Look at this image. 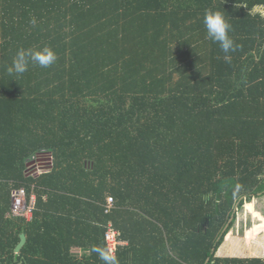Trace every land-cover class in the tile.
I'll list each match as a JSON object with an SVG mask.
<instances>
[{"label": "trees", "instance_id": "obj_1", "mask_svg": "<svg viewBox=\"0 0 264 264\" xmlns=\"http://www.w3.org/2000/svg\"><path fill=\"white\" fill-rule=\"evenodd\" d=\"M262 9L0 0V264H105L108 224L126 244L118 264H264L221 255L264 196ZM206 10L231 25L228 60ZM45 46L53 65L8 73L18 50ZM21 188L35 196L29 220L9 215Z\"/></svg>", "mask_w": 264, "mask_h": 264}, {"label": "clouds", "instance_id": "obj_2", "mask_svg": "<svg viewBox=\"0 0 264 264\" xmlns=\"http://www.w3.org/2000/svg\"><path fill=\"white\" fill-rule=\"evenodd\" d=\"M34 23V21H33ZM204 26L207 30V36L213 42H218L221 50L226 54L225 59L230 57L227 55L234 51L237 47L234 41L229 37L231 25L225 20L223 14L218 11L206 10L203 19ZM57 60L56 53L50 47H43L40 50H25L17 51L12 66L7 68L9 74H23L28 70L30 62H34L41 67L47 68L53 65ZM100 255V258L105 264H118L117 257L114 251L95 249Z\"/></svg>", "mask_w": 264, "mask_h": 264}, {"label": "built area", "instance_id": "obj_3", "mask_svg": "<svg viewBox=\"0 0 264 264\" xmlns=\"http://www.w3.org/2000/svg\"><path fill=\"white\" fill-rule=\"evenodd\" d=\"M35 206V196L31 194L27 201L26 192L23 188L15 190L12 193V203L9 215L14 218L31 219L32 212ZM113 207V199L108 197L106 199L105 212L108 213ZM120 233L116 231L111 224H108L104 240L106 243L107 251H117L118 246L124 243L119 240Z\"/></svg>", "mask_w": 264, "mask_h": 264}, {"label": "rangeland", "instance_id": "obj_4", "mask_svg": "<svg viewBox=\"0 0 264 264\" xmlns=\"http://www.w3.org/2000/svg\"><path fill=\"white\" fill-rule=\"evenodd\" d=\"M260 11L264 13L263 9ZM32 166L33 164L30 169L32 174L36 175L41 171V169H37V166L34 168ZM251 229L253 230L252 232ZM247 232L249 234H246ZM233 233L236 236L245 235L246 237L264 235V196L254 199L250 205L246 204L243 206L237 215Z\"/></svg>", "mask_w": 264, "mask_h": 264}, {"label": "crops", "instance_id": "obj_5", "mask_svg": "<svg viewBox=\"0 0 264 264\" xmlns=\"http://www.w3.org/2000/svg\"><path fill=\"white\" fill-rule=\"evenodd\" d=\"M253 230L251 229V232ZM245 234V233H244ZM246 234H249L247 232ZM236 242L223 249L221 255L227 257H261L264 258V235L246 237L235 236ZM124 243V242H123ZM123 245H126L125 243ZM77 254H81V251L78 249L73 250Z\"/></svg>", "mask_w": 264, "mask_h": 264}, {"label": "water", "instance_id": "obj_6", "mask_svg": "<svg viewBox=\"0 0 264 264\" xmlns=\"http://www.w3.org/2000/svg\"><path fill=\"white\" fill-rule=\"evenodd\" d=\"M26 238L24 235H20V242L17 245L15 252L18 253L20 251V249L23 247V245L25 244Z\"/></svg>", "mask_w": 264, "mask_h": 264}]
</instances>
